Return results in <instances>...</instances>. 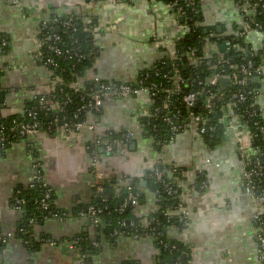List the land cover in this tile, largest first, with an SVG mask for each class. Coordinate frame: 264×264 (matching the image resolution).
<instances>
[{
	"label": "crops",
	"instance_id": "0c3cea01",
	"mask_svg": "<svg viewBox=\"0 0 264 264\" xmlns=\"http://www.w3.org/2000/svg\"><path fill=\"white\" fill-rule=\"evenodd\" d=\"M236 2L199 0L201 24L216 26L224 36H238L236 28L243 18ZM54 16H76L94 23L96 55L89 58V75L103 81L134 85L141 72L173 56L175 41L184 34L164 0H0V42H7L0 47V117L20 115L34 92L49 93L51 72L39 64L36 54L40 27ZM263 41L264 34L255 30L245 33L243 40L246 50L255 53ZM255 82L256 104L264 121V73ZM151 105L150 95L144 92L106 99L101 110L87 118L96 131L40 132L0 152V236L6 240L0 242V264H80L82 256L71 246L76 237L91 230L89 219L77 212L94 200L93 187L112 176L146 182L159 165L182 172L175 211H179L176 215L185 213V225L169 228L167 236L191 247L190 264H264L257 254L255 220L263 204L246 190L235 137L241 131L245 140L247 133L224 129L219 142L209 146L190 126L169 143L157 145L141 128ZM226 112L232 115L231 106ZM105 134L113 135L111 151L104 145L98 148L99 154L90 150L96 137ZM38 172L53 191L54 208L67 216L35 226L34 243L26 246L18 235L23 213L12 207V200L16 189L29 184ZM146 186L147 182L141 188ZM144 193V204L134 209L143 221L157 209L154 195L148 190ZM157 255L151 238L122 235L113 243H103L92 264L126 260L156 264Z\"/></svg>",
	"mask_w": 264,
	"mask_h": 264
},
{
	"label": "trees",
	"instance_id": "16d2710c",
	"mask_svg": "<svg viewBox=\"0 0 264 264\" xmlns=\"http://www.w3.org/2000/svg\"><path fill=\"white\" fill-rule=\"evenodd\" d=\"M91 1V0H86ZM167 4H173L176 1L177 6L173 7L172 10L175 11L176 7L182 6L184 12L188 16L190 21L185 25L187 29L184 30V34L181 38L175 41L173 56H166L159 60L153 67L144 70L142 75L147 74L149 76V81L156 83L159 86L168 88L170 83H168L163 75H168V78L172 76L175 70L178 71L180 77L184 80V84L179 93L173 94L171 97L172 104L168 110H160L155 116L149 117L142 121L141 128L143 134L152 139L153 142L164 144L168 141V133L162 119L166 116H172L179 110L181 115H184L185 110L182 107V99L188 90L195 91H210L213 89L207 86L208 78L211 75L224 70L221 75L227 76L232 72H236L241 65L245 64L248 60L253 63L259 64L263 61L261 57L260 50L259 53H255L251 50H246V46L243 42L245 35H241L237 41V36H224L218 33L216 26H206L202 25L201 8L199 0H194L196 5V10L191 11L184 0H164ZM264 0H240V3L246 5L251 13L248 15H243V19L248 24V30L237 26V34H242L244 31H258L264 34V9L260 6ZM256 11L253 13L252 10ZM201 20V21H200ZM91 21V20H90ZM74 27L67 29V34L58 33L61 37L60 46L65 48H70L73 45L78 47L77 51L83 55L81 60L76 61L74 58L68 57H54L51 53L47 52L45 49L42 51L54 58L56 66L53 67L45 63V60L39 61V64L46 66L51 72L50 78V91L48 94H44L46 100L59 105V109H55L45 112L41 110V104L37 100H30V102L25 106L24 110H38V117L42 122L43 132L54 135V133L48 132L46 129L51 125L53 119L58 117L59 119L65 118L66 122L87 120L90 114L94 112L80 111L77 112L82 104L86 102L89 97L90 92L96 90L92 76L89 75L92 69V61L96 55V50L94 47V35L91 30L94 23L91 21L87 24L81 17L73 16ZM200 23V26L195 23ZM242 28L239 31V28ZM216 34L222 38L221 41H215L211 36ZM225 40L232 41L235 48H230L226 50L222 43ZM208 42H215L216 52L215 57L212 59L210 64H207L206 58H204L206 52V45ZM194 53L193 55L191 53ZM191 56V57H190ZM229 58L230 60L223 64L217 62V59ZM189 59H194L195 61L189 62ZM55 82V85L52 83ZM81 82L79 86V91L74 93L73 84ZM194 82L193 87L189 86V83ZM199 82L202 85H197ZM188 86V87H187ZM217 87L224 91L226 97H229L233 93L240 90L246 94V101L244 103H234L228 98L223 99L218 103L220 106H231L232 112L239 117V129L247 133L248 146L252 150H256L255 154L251 153L249 156L246 155L247 159L258 158V165L262 168L264 172V137L259 133L255 122H258L259 126L264 128V121L258 115V117L248 116L247 111H257L258 106L256 104L257 96L255 92L258 91V83L255 79L251 78L249 82L242 86L241 88L235 86H227L218 82ZM248 92H250L248 94ZM83 94L84 98L80 97ZM165 94L161 91L156 97L152 99L151 111L157 107H160L164 102ZM207 94H203L198 98L195 104L194 111L197 113H204L203 103ZM0 94V105H1ZM78 113V118L74 119L73 114ZM97 113V112H96ZM28 123L29 118L27 116L20 117L19 115H13L12 117H0V124L6 127L12 124L18 123ZM224 128L219 125L213 137L210 138L208 134L203 137L204 143L209 146L216 145L220 137L222 136ZM111 134H105L104 136H98L93 142V146L90 150H95L98 152V148L102 146L100 143L104 138L110 140L112 139ZM18 140L17 137H12V142ZM12 142L10 144H12ZM9 144V145H10ZM7 145L0 152L5 151L9 146ZM91 145V144H90ZM99 154V152H98ZM156 172L161 173L157 176ZM173 172V175L169 176L168 173ZM38 175L42 177L41 173ZM37 176V175H36ZM200 182L203 177H200ZM147 186L145 189L141 188L140 181L138 179L132 178H119L116 176L110 177V179L103 181L101 183L102 193L98 194L96 192V186L93 187L94 200L91 204L95 209L101 210L99 215V225L94 226L90 216L86 215V206L81 207V211L84 212L85 217L89 219L90 231L83 233L76 237L72 242L75 248L78 250L83 260L87 264H92L93 256L98 252L99 247L103 243H113L119 236H127L133 238L149 237L153 240V245L158 250V255L156 257V264H190L191 258V247L186 244H182L176 240H172L167 236V230L171 227L182 228L185 225V220H179L175 216L168 218L165 214L167 212H173L176 210L178 204V192L179 187L177 184L182 180V172L179 169L173 167H163L161 165L155 167V169L147 175L145 178ZM45 184V185H44ZM170 185L176 188V193L173 195H168L165 191L164 186ZM257 192L264 195V177H261L256 182ZM130 188V190L128 189ZM46 190H50V208L49 210H43L40 207V199ZM145 190H148L154 195L155 204L157 209L150 213L148 217L143 221V216H137L134 213V209L144 204L145 202ZM19 191L18 197L23 199V220L18 233L19 237L23 240L24 245L31 246L34 243L33 239V228L40 225L45 220L43 217L48 211H57L53 206L54 196L52 189L41 179L38 182H33L32 184H27L26 186H20L16 189ZM15 191V192H16ZM129 194L136 196L137 204L136 206H127L121 212L119 211L120 206L128 198ZM264 204V200H260ZM30 218H35L36 223L29 224L28 220ZM44 238L43 240H46ZM96 243V245H94ZM0 244V251L2 249ZM123 264H138V262L132 260H126Z\"/></svg>",
	"mask_w": 264,
	"mask_h": 264
},
{
	"label": "built area",
	"instance_id": "2783aa9c",
	"mask_svg": "<svg viewBox=\"0 0 264 264\" xmlns=\"http://www.w3.org/2000/svg\"><path fill=\"white\" fill-rule=\"evenodd\" d=\"M187 4V7L191 11L196 10V5L194 0H184ZM177 2V1H176ZM169 4V6L173 9V7L177 6V4ZM236 6L239 8V10L243 15H248V13H251V10L248 9V7L242 3H240V0H237ZM262 9H264V1L260 6ZM256 10L253 9L252 12L254 13ZM176 17L178 20H182L180 23V27L185 30L187 29V26L185 25L188 21L191 19L188 18L186 15V12H184V8L182 6L176 7L174 11ZM201 21V20H200ZM91 21L88 22L90 24ZM201 23V22H200ZM200 23H195L197 26H200ZM74 27L73 22V16H66V17H58L54 16L47 22L42 23L40 27V36H39V42H40V49L36 54V60L43 61L45 60V63L48 65H51L53 67L56 66V63L54 61L53 57H50L49 55H46L42 49H45L47 52L51 53L54 57H68V58H74L76 61L81 60L82 56L77 49L79 48L74 47L73 45L70 48L63 49L60 46L61 43V37L58 33L62 32V34H67V29ZM249 26L247 22L243 19L242 28L247 29ZM248 30V29H247ZM93 32V30H91ZM247 32H243L242 34H239L238 36L245 35ZM237 36V37H238ZM215 41H221L222 38L219 37L216 34H212L211 36ZM155 40H158L157 37ZM164 45L167 43L166 41L163 42ZM216 43L215 42H208L206 45V52L204 55V58H206V63L210 64L212 59L215 57L216 52ZM7 45L6 41L0 42V47H4ZM222 46L228 50L230 48H235L236 46L232 44V41L225 40L224 43H222ZM261 51L260 53L261 57L264 56V41L261 45ZM194 54L193 52L191 53ZM191 57V56H190ZM230 59H217V62L223 64L227 63ZM194 62L195 60L189 59V62ZM224 72V70H220V72L215 73L208 78L207 86L213 88L211 92L208 91H193L188 90L183 99H182V107L185 110L184 115H181L179 110L177 109V112L173 114L172 116H166L162 119V122L164 123L167 133H168V141H166L164 144L169 143L176 137L177 134L185 131L190 126H193L197 133L200 136H204L205 134H208L210 138L213 137L214 133L216 132L219 125H221L225 130H236L239 125V117L232 113V115L228 114L226 112L225 106L218 107V103L222 101L225 98H228L230 101L234 103H244L246 101V94L238 90L237 92L233 93L229 97H226L224 91H222L220 88L217 87L218 82H220V78H226L228 80V83H225L227 86H235L241 88L242 86L246 85L251 78L256 79L262 76L264 73V61L256 64L253 63L251 60H248L245 64L241 65L240 68L236 72H232L231 74L224 76L221 75ZM163 78L170 83V86L168 88H164L163 86H159L154 82L149 81V76L147 74L140 75L137 82L132 85L127 82H119V81H103L100 79L97 75H92V79L94 82V85L96 87V90L90 92L88 99L86 102L82 104V106L77 109V112L80 111H88V112H99L104 104V101L106 99H113V100H119L123 98H128L131 96H134L137 93H148L153 99L156 97V95L159 92H163L165 94L164 96V102L160 107L155 108L154 110H150L148 113V118L155 116L160 110H168L170 105L172 104L171 97L173 94H177L180 92L182 85L184 84V80L180 77V74L177 70L174 71L172 76L168 78V75H163ZM55 85V82L52 83V85ZM81 82H77L73 84L74 93L78 92L79 86ZM194 82L189 83L190 87H193ZM202 85L201 82L197 84ZM188 87V86H187ZM2 93V89L0 87V94ZM250 92H248L249 94ZM203 94H207V96L204 99L203 108L204 113H197L194 111L196 101L199 97H201ZM255 95L257 93L255 92ZM80 97L84 98V95L81 94ZM32 100H37L41 104V110H44L45 112L54 110V108L59 109V105L56 103H52L51 101H47L45 96L42 95L40 92H34L32 94ZM248 116L250 117H258L259 112L251 110L247 111ZM20 117L27 116L29 118L28 123H18V124H10L9 126H5L3 124H0V150H3L7 145H9L12 142V137H17L18 139H29L36 136L38 133L43 132L42 129V122L40 118L38 117V110H24L20 115ZM73 118H78V113L73 114ZM254 125L256 126L257 130L260 134L264 136V128L259 126L258 122H255ZM88 129L89 131H96V126L93 124H88L87 120H78V121H71L66 122L65 118L59 119L58 117H55L51 123V125L46 129L48 132L53 131L54 134H61L65 132H78L82 129ZM241 132V131H240ZM240 132H238V135H236V141L238 143V152L243 160V174H244V181L246 185V190L254 196L258 200H264V195L259 194L256 195L257 192V186L256 182L259 178L264 177V172L262 168L258 165V158L255 157L253 159H247L246 155L249 156L247 153H251L252 155L255 154L256 150H252L248 146L247 137L244 140L240 136ZM264 138V137H262ZM95 142V141H94ZM95 143H99L96 141ZM102 145H104V149L109 152L111 151V139L108 140L107 138L100 142ZM157 145H161V143H156ZM162 144V145H164ZM209 164V161H208ZM157 176H159L161 173L156 172ZM37 175V176H36ZM169 176L173 175V172L168 173ZM42 179L38 175V173L34 174L29 179V184H32L33 182H38ZM101 182H98L96 184V192L98 194L102 193V187ZM45 185V184H44ZM177 187H179V183L177 184ZM165 191L168 195H173L176 193V188H173L170 185L164 186ZM130 190V188H128ZM19 191H16L13 200H12V207L20 212L23 213V199L18 197ZM50 190H46L45 193L42 195L40 199V207L43 210H49L50 208ZM136 196L129 194L128 198L125 199V201L122 203V205L119 208V211L121 212L124 210L128 205L129 206H136ZM179 205L177 204V208ZM86 215L90 216V219L92 220L94 226L99 225V215L101 213V210L95 209L92 205H88L86 207ZM178 211V209H177ZM167 212L165 213L168 218H171L176 215V212ZM179 212V211H178ZM77 215L79 216H85L84 212L79 210L77 212ZM185 215V213L176 215L175 217L179 220H182V217ZM66 214L59 212V211H48L45 217L46 219H58L62 220L66 218ZM257 223V232H256V240H257V254L259 259L264 262V204L262 212L258 213V215L255 218ZM29 224L36 223L35 218H30L28 220ZM5 238L3 236H0V242L5 243ZM96 245V243L94 244ZM71 248H75V246L72 244ZM80 264H87L83 260V257L81 258Z\"/></svg>",
	"mask_w": 264,
	"mask_h": 264
},
{
	"label": "water",
	"instance_id": "95a60500",
	"mask_svg": "<svg viewBox=\"0 0 264 264\" xmlns=\"http://www.w3.org/2000/svg\"><path fill=\"white\" fill-rule=\"evenodd\" d=\"M180 22H182V20L180 19ZM242 30V28L240 27L239 28V31H241ZM239 40V38L237 37V41ZM256 79H258V78H256ZM226 81H227V79L226 78H220V83L221 84H224L225 85V83H226ZM146 185V182H140V186H145Z\"/></svg>",
	"mask_w": 264,
	"mask_h": 264
}]
</instances>
